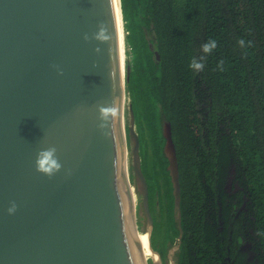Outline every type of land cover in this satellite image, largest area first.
<instances>
[{"label":"water","instance_id":"water-1","mask_svg":"<svg viewBox=\"0 0 264 264\" xmlns=\"http://www.w3.org/2000/svg\"><path fill=\"white\" fill-rule=\"evenodd\" d=\"M101 24L105 42L94 38ZM125 30L121 0H0V264H163L127 92ZM100 106L115 115L101 120ZM163 135L175 264L184 231L169 121ZM49 146L62 164L51 177L35 167Z\"/></svg>","mask_w":264,"mask_h":264},{"label":"trees","instance_id":"trees-1","mask_svg":"<svg viewBox=\"0 0 264 264\" xmlns=\"http://www.w3.org/2000/svg\"><path fill=\"white\" fill-rule=\"evenodd\" d=\"M121 4L154 249L166 261L179 236L164 153L169 121L184 231L176 264H264V0ZM209 40L217 46L205 53ZM193 59L201 71L189 67Z\"/></svg>","mask_w":264,"mask_h":264},{"label":"clouds","instance_id":"clouds-1","mask_svg":"<svg viewBox=\"0 0 264 264\" xmlns=\"http://www.w3.org/2000/svg\"><path fill=\"white\" fill-rule=\"evenodd\" d=\"M86 40L88 39V36L85 35L84 37ZM94 38L98 41L105 42L109 39V36L106 34V28L103 24L99 26V30L94 34ZM250 43V42H249ZM239 44L243 47L245 45V41L241 39L239 41ZM217 46L215 40H209L205 44L202 45V50L205 53H210L213 49H215ZM97 52L100 51L99 47L95 49ZM204 58L201 57V61ZM222 61L220 62V65H222ZM218 65V66H220ZM190 68L201 71L204 67L202 62H198L197 60L193 59V61L189 65ZM61 74H62V70ZM99 113L100 118L103 121H107L109 119L110 115H115L113 109L111 107H99ZM101 127H104L103 124H101ZM57 149L55 146H49L46 148H41L37 151L36 159H35V167L36 171L45 174L49 177L55 175V173L59 172L62 168V164L59 160V157L57 156ZM16 203L12 202L11 206L8 208L9 214H12L16 211Z\"/></svg>","mask_w":264,"mask_h":264},{"label":"flooded vegetation","instance_id":"flooded-vegetation-1","mask_svg":"<svg viewBox=\"0 0 264 264\" xmlns=\"http://www.w3.org/2000/svg\"><path fill=\"white\" fill-rule=\"evenodd\" d=\"M230 181H231V179H230ZM231 188V187H230ZM230 188H228V189H230ZM145 227V226H144ZM153 233V232H152ZM176 242V241H175ZM243 244L241 245V249L243 250V251H249L250 252V255H251V253L253 254L252 256H249L248 257V260L249 261H255L256 262V260H255V256H256V253L252 250V245L249 243V241L248 240H246V239H244L243 240ZM174 244L175 243H173L170 247H169V249L172 247V246H174ZM246 247V248H245ZM169 249H168V252H167V256H166V261H163V264H170V259H169ZM178 251V250H177ZM177 251L173 254V258H174V261H175V264H176V262H177Z\"/></svg>","mask_w":264,"mask_h":264},{"label":"bare ground","instance_id":"bare-ground-1","mask_svg":"<svg viewBox=\"0 0 264 264\" xmlns=\"http://www.w3.org/2000/svg\"><path fill=\"white\" fill-rule=\"evenodd\" d=\"M117 1H118V5H119V0H117ZM126 45H127V43L124 40L125 54H126V57H127ZM144 244H145V255L146 254L150 255L151 251L149 249L148 234H144Z\"/></svg>","mask_w":264,"mask_h":264},{"label":"rangeland","instance_id":"rangeland-1","mask_svg":"<svg viewBox=\"0 0 264 264\" xmlns=\"http://www.w3.org/2000/svg\"><path fill=\"white\" fill-rule=\"evenodd\" d=\"M128 51H129V47L126 45V52H127L126 62H127L128 59H129ZM141 210H142V208H141ZM142 221H143V229H144V226H145V216H144V214H143V210H142ZM146 256H149V255L146 254ZM148 259H150L151 262H152V259H151L150 257H148Z\"/></svg>","mask_w":264,"mask_h":264}]
</instances>
